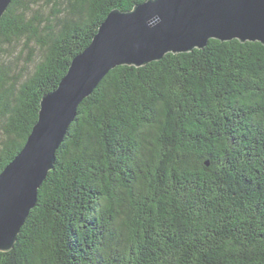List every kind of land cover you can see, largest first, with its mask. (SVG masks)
I'll return each mask as SVG.
<instances>
[{
    "label": "trees",
    "instance_id": "16d2710c",
    "mask_svg": "<svg viewBox=\"0 0 264 264\" xmlns=\"http://www.w3.org/2000/svg\"><path fill=\"white\" fill-rule=\"evenodd\" d=\"M143 1L11 0L0 172L108 12ZM19 40L44 55L16 87L4 58ZM0 264H264V44L211 38L110 69L78 105Z\"/></svg>",
    "mask_w": 264,
    "mask_h": 264
},
{
    "label": "water",
    "instance_id": "95a60500",
    "mask_svg": "<svg viewBox=\"0 0 264 264\" xmlns=\"http://www.w3.org/2000/svg\"><path fill=\"white\" fill-rule=\"evenodd\" d=\"M10 2L0 0V17ZM154 16L160 22L150 25ZM211 38L264 44V0H145L108 12L58 85L41 96L25 144L0 172V251L13 247L78 105L109 70L200 49Z\"/></svg>",
    "mask_w": 264,
    "mask_h": 264
},
{
    "label": "rangeland",
    "instance_id": "374dc122",
    "mask_svg": "<svg viewBox=\"0 0 264 264\" xmlns=\"http://www.w3.org/2000/svg\"><path fill=\"white\" fill-rule=\"evenodd\" d=\"M42 11L48 12L46 8ZM8 56L4 58V66L9 68L11 76H16V87L28 78L34 70L35 64L44 55V50L36 40H19L7 48ZM30 56L31 59H30ZM30 59V60H29Z\"/></svg>",
    "mask_w": 264,
    "mask_h": 264
},
{
    "label": "clouds",
    "instance_id": "9594fccd",
    "mask_svg": "<svg viewBox=\"0 0 264 264\" xmlns=\"http://www.w3.org/2000/svg\"><path fill=\"white\" fill-rule=\"evenodd\" d=\"M159 22H160V17L159 16H154L149 23H150V25H155V24H157Z\"/></svg>",
    "mask_w": 264,
    "mask_h": 264
}]
</instances>
